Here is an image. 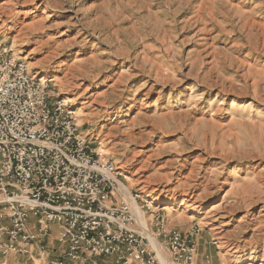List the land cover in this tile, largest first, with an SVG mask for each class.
<instances>
[{"label":"rangeland","instance_id":"374dc122","mask_svg":"<svg viewBox=\"0 0 264 264\" xmlns=\"http://www.w3.org/2000/svg\"><path fill=\"white\" fill-rule=\"evenodd\" d=\"M0 48L200 263L264 264V0H0Z\"/></svg>","mask_w":264,"mask_h":264},{"label":"built area","instance_id":"2783aa9c","mask_svg":"<svg viewBox=\"0 0 264 264\" xmlns=\"http://www.w3.org/2000/svg\"><path fill=\"white\" fill-rule=\"evenodd\" d=\"M50 94L47 80L0 48V256L192 264L198 224L170 228L160 207L128 189L125 174L91 145L72 107ZM52 226L59 260L48 259Z\"/></svg>","mask_w":264,"mask_h":264},{"label":"crops","instance_id":"0c3cea01","mask_svg":"<svg viewBox=\"0 0 264 264\" xmlns=\"http://www.w3.org/2000/svg\"><path fill=\"white\" fill-rule=\"evenodd\" d=\"M30 229L34 230L35 228H34V226L31 225ZM51 229H52V231H55V229L57 231V228L55 226H52ZM56 235H57V233L51 234L47 240L48 247H51L48 250V259L49 260L61 259L60 253L58 252L57 249H55L56 248V241H55ZM54 243H55V245H54ZM208 260H209V257H205L203 263H200L199 259L196 256V258L194 260V264H212L211 260L210 261H208ZM65 263L66 264H76V263H89V264H91L89 261L88 262H69V261H66ZM0 264H46V262L43 260H39L36 256L24 257V256L10 254V255H7L5 257L0 256Z\"/></svg>","mask_w":264,"mask_h":264},{"label":"bare ground","instance_id":"6f19581e","mask_svg":"<svg viewBox=\"0 0 264 264\" xmlns=\"http://www.w3.org/2000/svg\"><path fill=\"white\" fill-rule=\"evenodd\" d=\"M176 201H177L176 198H155V199H152L151 203L155 205H170V204H175ZM182 212L189 213V210L185 208V210Z\"/></svg>","mask_w":264,"mask_h":264}]
</instances>
